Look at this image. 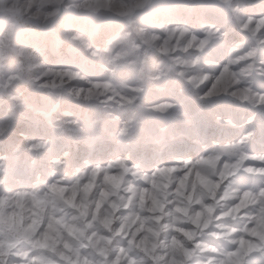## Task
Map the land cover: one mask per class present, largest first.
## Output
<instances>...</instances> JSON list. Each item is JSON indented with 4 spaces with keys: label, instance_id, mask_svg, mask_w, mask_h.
I'll use <instances>...</instances> for the list:
<instances>
[{
    "label": "clouds",
    "instance_id": "clouds-1",
    "mask_svg": "<svg viewBox=\"0 0 264 264\" xmlns=\"http://www.w3.org/2000/svg\"><path fill=\"white\" fill-rule=\"evenodd\" d=\"M0 264H264V0H0Z\"/></svg>",
    "mask_w": 264,
    "mask_h": 264
}]
</instances>
